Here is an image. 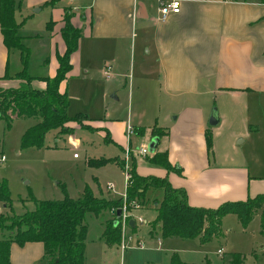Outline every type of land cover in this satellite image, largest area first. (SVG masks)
<instances>
[{"label":"crops","instance_id":"0c3cea01","mask_svg":"<svg viewBox=\"0 0 264 264\" xmlns=\"http://www.w3.org/2000/svg\"><path fill=\"white\" fill-rule=\"evenodd\" d=\"M48 1L15 0L14 16L18 22V11L22 6H40L34 9L38 11L44 5L56 8L59 3L65 2L63 13L65 7L71 4L76 6L70 19L81 29V35L77 49L71 55L72 67L67 77L61 80L60 90L68 91V76L73 69L76 76L81 74L85 78L90 72H98L106 80L119 85V71L124 58L123 45L132 41L141 90L145 91L149 84L153 92L163 93L165 100L175 101L170 103L180 106L179 109L170 108L164 115V123L155 125L166 131L158 138L154 148L155 151L160 150L158 145L164 138L165 149L161 151H166L167 159L172 166H179L178 170L167 169L159 163L145 165L138 158L133 166L139 174L166 176L173 186L184 187L188 203L197 206L215 207L225 200L246 199L264 191V178L251 173L247 163H222L215 151L211 156L212 147H208L206 141L207 132L212 134V127L208 123L211 106L204 99L208 93L227 94L231 107L243 104L246 110L252 112V117H246L248 129L245 134L259 132L256 113H260L259 110L264 108V0H181L180 11L169 14L165 20L159 19L158 8L160 2L166 0H54L53 4ZM50 21L52 22L48 25L49 29H46L51 33L50 48L54 37L60 38L58 41L55 38V48L45 53L46 75L55 73L57 54L65 49V42L60 33L63 23L52 19ZM12 48L15 47H7L4 43L0 26V86L16 85L18 81L16 78L4 76L5 73L13 74L22 68L21 59L11 61ZM107 63L110 64L108 77L102 72ZM147 80L149 83L146 85ZM33 83L39 87L45 85L41 79H35ZM106 94L107 88H104L103 98ZM112 96L117 97L115 93ZM158 97L160 95L155 94L150 100L162 104ZM224 116L226 115L219 111V121L223 120ZM85 118L106 128V140L120 148L119 151L116 146L118 151L109 157L119 158L125 145L117 142L110 129L102 125L107 117L101 118L87 113ZM151 130L149 127L137 126L136 139L145 140L148 144L152 138ZM75 132L72 134L77 135ZM98 132L103 133V130ZM50 133L52 134H46L48 141L46 139L43 145H57L58 140L65 141V134H68L56 130ZM145 141L143 143H146ZM99 166L103 169L112 166L120 168L117 160L111 166ZM96 185L94 193L102 195V185L97 179ZM149 189L159 190L160 197L162 196L161 189ZM117 194L114 196L117 197ZM160 197H153V205H156ZM19 198L22 204L29 199L28 196ZM11 204L14 209L12 198ZM32 205L33 201L30 206ZM257 212L260 215V210ZM140 213L145 222L135 225L134 231L143 232L153 238L175 236H163L160 234L159 224L153 225L155 206L153 209L143 208ZM146 215H149V218ZM103 240L102 234L101 242L97 245V264H111L110 257L115 252L110 248L107 250ZM160 241L157 237L155 245ZM116 244L118 243H107V246H117ZM117 247L116 252L119 253V245ZM126 249H120L121 259L115 260L113 264H122V254ZM10 261L11 264H52L45 256L44 244L40 240H30L22 244L13 241L10 245ZM133 261L131 258L127 260L128 264H136ZM91 262L90 255L86 253L85 241L84 264Z\"/></svg>","mask_w":264,"mask_h":264},{"label":"rangeland","instance_id":"374dc122","mask_svg":"<svg viewBox=\"0 0 264 264\" xmlns=\"http://www.w3.org/2000/svg\"><path fill=\"white\" fill-rule=\"evenodd\" d=\"M64 3H59L56 8L44 5L38 11H34V9L40 8V6L27 8L22 6L18 11V23L20 24L18 34L22 36L21 40L28 50L26 68L31 76L47 74L46 64H44L45 53L52 51V48L54 49L56 46L55 38L57 41L60 38L59 36L54 37L52 48H50L51 33L46 30L47 23L51 19L64 23ZM67 8L71 12L74 11L72 5ZM123 47L124 58L119 71V85L106 80L98 72H90L85 78L81 74L76 76L75 69L70 72L68 76L70 86L67 88V113L70 117H74L77 113L83 115L88 113L101 118L106 116L105 123L102 125L109 128L112 137L125 146L128 143L127 127L131 124L133 127L131 145L135 146L145 141L136 139L137 126L152 128L155 125L163 124V118L167 111L170 108L179 109L180 106L170 103L175 101L165 100L163 93L153 92L150 85H147L148 80L146 81V90H141L142 85L139 81L135 51L133 54V42H126ZM20 55L19 49H11V61L21 59ZM104 88H107L105 98L102 96ZM114 93L117 97L112 96ZM155 94L160 95L158 99L162 104H156L150 100ZM204 97L206 103L211 106L210 111L212 108H216L218 116L219 111L226 115L223 120L210 125L212 127L211 156L215 151L222 163L245 162L250 167L251 173L264 178V108L259 110L260 113H256L259 120L257 127L259 132L245 134L248 129L247 118L253 116L251 110H246L243 104L231 107L227 94L208 93ZM34 122V117L27 116L16 117L11 120L9 125H6L2 119L0 120V155L5 156V159L0 161V181L5 180L10 198L14 199L15 204L14 209H3L6 213L12 214L13 211L15 214H19L30 209L33 207V205L30 206L32 201L29 199L31 197L61 198L64 193L77 197L82 193L86 184L95 192L96 179L101 182L104 197L116 198L114 196L116 193H118L117 197L121 196L120 193L124 189V153L122 151L119 158L109 157L118 151L119 147L106 140L108 136L106 128L88 121L87 118H82L79 121L71 120L69 124L73 130L65 134V141L58 140L57 145L23 146L22 135L25 129ZM74 128H76V132ZM98 130H103V133H99ZM73 132L77 135L72 134ZM49 134L52 133L49 132ZM145 142L147 144V141ZM158 148L160 149L158 151L165 149L164 138ZM154 151L148 150L147 155L144 156L133 153L128 162L131 172H133V163L138 158L145 165H154L155 162L148 159ZM102 155H108V157ZM102 158L112 159L100 165L111 166L117 160L120 168L112 166L109 169H103V167L90 162V159ZM107 180H112L110 182L114 184V190H110L106 186ZM119 186L121 188H118ZM160 195L159 190L149 189L145 198L139 200L140 205L131 206L129 210L142 215L140 212L143 208L153 209L155 206L153 197H160ZM27 196L29 199L22 204L19 197ZM161 197L157 199V203ZM109 210L105 209L99 214L90 211L85 214L87 224L86 253L91 257V264L98 263L97 245L101 242L100 235L103 234L106 222L115 218V214ZM146 217L149 218V215ZM131 231L136 236L143 237L146 248L127 247L122 254V264H128V258L134 260L136 264H169L172 254H177L183 261L197 264H264V232L261 229L259 212L246 224L240 220L236 213L229 212L223 217L221 233L213 235L209 239L178 235L153 238L143 232L138 233L137 230L132 229ZM157 237L161 241L155 245ZM103 243L107 250L110 248L115 252L110 257L111 264L115 260L121 259L120 248L119 253L116 252L118 244L108 247L105 238ZM219 248L223 249L222 253H219Z\"/></svg>","mask_w":264,"mask_h":264},{"label":"trees","instance_id":"16d2710c","mask_svg":"<svg viewBox=\"0 0 264 264\" xmlns=\"http://www.w3.org/2000/svg\"><path fill=\"white\" fill-rule=\"evenodd\" d=\"M54 0H49L53 4ZM15 0H0V26L3 41L7 47L18 48L21 52L22 68L5 77L16 78L17 84L0 86V120L9 125L11 120L20 117H34L35 122L28 126L22 135V145L42 146L48 132L56 130L70 133L73 127L70 120H81L85 115L77 113L70 117L67 113L68 95L60 90L61 80L67 77L72 67L71 55L77 49L81 29L75 26L70 17L72 12L64 8V23L60 28L65 42V49L57 54V67L53 75L31 76L27 71V47L18 34L19 23L15 20ZM49 21L47 25L50 26ZM35 79L45 82L43 87L33 83ZM166 130L152 127L153 136L158 138ZM207 146H211V134H206ZM117 158V157H115ZM113 158V159H115ZM112 158L94 159L90 162L100 165ZM148 159L159 163L167 169H177L167 159L166 151H154ZM135 164V163H134ZM149 188L162 190V197L155 205L153 225L159 224L163 236L178 235L181 237L199 236L209 239L221 232V219L229 213H236L243 223L249 222L260 210V225L264 232V191L246 199L225 200L215 207L191 205L187 201L184 187L173 186L166 176L139 174L134 166L132 180L127 187V199L143 200ZM0 198L4 209L12 208L10 193L5 180L0 181ZM33 207L15 214L0 212V264H11L10 245L13 241L22 244L30 240H40L44 244L45 256L52 264H84L85 238L87 224L86 212L99 214L105 209L117 208L122 198H106L97 195L86 184L77 197L64 193L61 198L31 197ZM134 228V226H132ZM103 236L108 244L118 243L120 227L113 220L106 222ZM170 264H197L181 260L172 254Z\"/></svg>","mask_w":264,"mask_h":264},{"label":"built area","instance_id":"2783aa9c","mask_svg":"<svg viewBox=\"0 0 264 264\" xmlns=\"http://www.w3.org/2000/svg\"><path fill=\"white\" fill-rule=\"evenodd\" d=\"M72 5V4H71ZM181 7V0H166L161 1L159 5V19L165 20L169 14L176 13L180 11ZM72 9H76L75 5H72ZM103 75L108 77L110 75V64L107 63L103 67ZM133 127L132 125H128L127 127V135H128V143L124 147L123 153H124V167H123V176H124V189L120 193V197L122 198V204L118 207L121 209V215L118 218L117 224L120 227V240L118 242L119 248L121 250L126 249L130 246H135L139 248H143L146 246L145 240L143 237L136 236L133 231H131L133 228L129 224V219L133 218L135 221V225L137 223H143L145 222V218L141 214L133 213L129 210L131 206H139V200L136 199H127V187L130 184L132 180V172L131 168L128 164L129 160L132 158L133 153L139 154V155H147L148 153V146L146 143H139L135 146L131 145V136H132ZM5 159V156L3 154L0 155V161H3ZM106 186L110 190H114V184L110 181L107 182ZM3 210V201L0 198V212ZM114 208H111V211L114 213ZM134 225V226H135ZM135 235V237H134ZM219 252L222 251V248L218 249ZM121 264V262L117 263Z\"/></svg>","mask_w":264,"mask_h":264},{"label":"water","instance_id":"95a60500","mask_svg":"<svg viewBox=\"0 0 264 264\" xmlns=\"http://www.w3.org/2000/svg\"><path fill=\"white\" fill-rule=\"evenodd\" d=\"M218 121H219V116H218L217 110H216V108H212L211 111H210V113H209L208 123L210 125H214ZM157 141H158V137L157 136H152L151 140L147 144L149 151H153L154 150L155 145L157 144ZM120 215H121V209L120 208H117L116 216H115V218L113 220V223L115 225L117 224V221H118V218L120 217ZM129 224L131 226H134L135 225V221H134L133 218H130L129 219Z\"/></svg>","mask_w":264,"mask_h":264}]
</instances>
